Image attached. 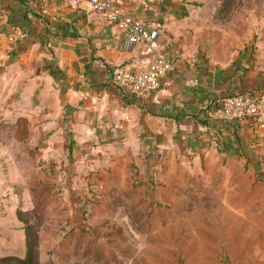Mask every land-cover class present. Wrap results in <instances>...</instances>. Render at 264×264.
<instances>
[{"label": "crops", "instance_id": "1", "mask_svg": "<svg viewBox=\"0 0 264 264\" xmlns=\"http://www.w3.org/2000/svg\"><path fill=\"white\" fill-rule=\"evenodd\" d=\"M191 1L123 0L124 13L157 31L151 49L130 43L86 4L0 0V123L10 124L20 146L42 154L36 183L56 181L73 193L75 183L107 172V166H143L150 145L164 147L166 158L178 163L202 166L216 155L246 150L247 141L256 139L251 131L262 134L248 120L220 116L218 99L231 93L233 84L220 85L216 68L190 62L184 42L192 30L182 29L187 16L180 11ZM18 31L26 38L11 42L10 34ZM154 50L175 60L155 93L129 96L110 84L115 67L139 68ZM248 83L237 89L260 85ZM1 136L0 150L11 146ZM23 181L14 173L6 179L0 163V256L26 252L19 207L8 204Z\"/></svg>", "mask_w": 264, "mask_h": 264}, {"label": "rangeland", "instance_id": "2", "mask_svg": "<svg viewBox=\"0 0 264 264\" xmlns=\"http://www.w3.org/2000/svg\"><path fill=\"white\" fill-rule=\"evenodd\" d=\"M186 4L180 15L182 29L192 30L184 43L193 66L216 68L220 85L233 84L221 97L263 91L264 0ZM243 81L260 85L238 90ZM1 132L12 141L0 150L5 178L24 180L8 204L19 207L28 247L0 264H264V131H251L256 139L236 156L202 166L150 145L143 166H107L73 193L36 183L42 154L20 146L10 124L0 123Z\"/></svg>", "mask_w": 264, "mask_h": 264}, {"label": "built area", "instance_id": "3", "mask_svg": "<svg viewBox=\"0 0 264 264\" xmlns=\"http://www.w3.org/2000/svg\"><path fill=\"white\" fill-rule=\"evenodd\" d=\"M50 1V0H45ZM70 6L86 4L100 12L108 22L121 29L130 43H142L153 49L157 39V31L144 28L131 15L122 10L123 0H63ZM26 32L18 31L10 34V41L15 43L25 39ZM153 57L139 68L117 66L111 72L110 84L121 89L129 96H151L159 87L162 77L172 71L175 60L163 52H152ZM218 113L231 120L248 118L250 123L260 131H264V90L218 99Z\"/></svg>", "mask_w": 264, "mask_h": 264}, {"label": "trees", "instance_id": "4", "mask_svg": "<svg viewBox=\"0 0 264 264\" xmlns=\"http://www.w3.org/2000/svg\"><path fill=\"white\" fill-rule=\"evenodd\" d=\"M26 229V228H25ZM26 234H27V247H28V233H27V229H26ZM26 247V250H27ZM19 256H15V255H5V256H0V260H6V259H18Z\"/></svg>", "mask_w": 264, "mask_h": 264}]
</instances>
